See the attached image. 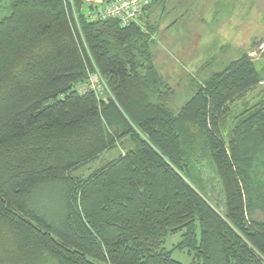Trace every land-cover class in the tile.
<instances>
[{"label": "trees", "instance_id": "trees-1", "mask_svg": "<svg viewBox=\"0 0 264 264\" xmlns=\"http://www.w3.org/2000/svg\"><path fill=\"white\" fill-rule=\"evenodd\" d=\"M166 1L121 27L0 0V264H180L177 233L191 264H264V99L231 108L264 75L242 56L173 101L150 23Z\"/></svg>", "mask_w": 264, "mask_h": 264}, {"label": "rangeland", "instance_id": "rangeland-1", "mask_svg": "<svg viewBox=\"0 0 264 264\" xmlns=\"http://www.w3.org/2000/svg\"><path fill=\"white\" fill-rule=\"evenodd\" d=\"M3 6L0 19L7 15ZM150 23L156 24V65L176 97L173 101L178 99L179 104L189 98L193 84H199L206 67L216 71L225 63L247 56L264 75V0H167L163 8L154 9ZM88 83L98 95H108L105 82L96 74L88 76ZM262 99L264 81L232 105V115ZM231 123L232 118L226 131ZM117 153L119 150L105 154L79 175L87 176ZM252 217L258 221L263 218L258 211ZM180 239L181 233L168 236L163 247L176 262L191 264V256L176 249ZM45 264L54 263L49 259Z\"/></svg>", "mask_w": 264, "mask_h": 264}, {"label": "built area", "instance_id": "built-area-1", "mask_svg": "<svg viewBox=\"0 0 264 264\" xmlns=\"http://www.w3.org/2000/svg\"><path fill=\"white\" fill-rule=\"evenodd\" d=\"M74 9L76 1L86 5L84 17L89 21H116L121 27L138 23L154 0H64ZM89 88L90 84H89Z\"/></svg>", "mask_w": 264, "mask_h": 264}]
</instances>
